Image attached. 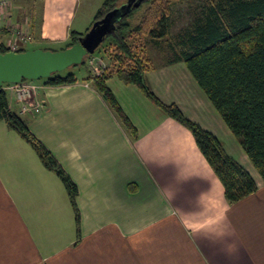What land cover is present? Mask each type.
Instances as JSON below:
<instances>
[{"label":"crops","instance_id":"1","mask_svg":"<svg viewBox=\"0 0 264 264\" xmlns=\"http://www.w3.org/2000/svg\"><path fill=\"white\" fill-rule=\"evenodd\" d=\"M78 1L11 0L0 26L53 41L73 30ZM5 35L1 29L0 40ZM180 75L190 90L178 86ZM81 77L37 91L38 113L20 114L13 89L2 85L8 107L67 173L76 195L74 207L58 175L0 120V264H264V181L184 62L148 68L144 80L250 173L256 189L235 202L226 200L190 130L139 86L116 74L106 80L129 128ZM137 99L152 105L150 117Z\"/></svg>","mask_w":264,"mask_h":264},{"label":"trees","instance_id":"2","mask_svg":"<svg viewBox=\"0 0 264 264\" xmlns=\"http://www.w3.org/2000/svg\"><path fill=\"white\" fill-rule=\"evenodd\" d=\"M146 2L150 7L144 11L138 25L131 31L144 28L151 43L163 47L164 42V46L171 52L164 64L184 62L264 181V0H207L182 33L177 34L173 40L167 36L170 26V0H141L138 5H132L128 13L115 23V29L105 36L114 40L121 53L119 56L126 58L127 64L115 69L106 67L99 75H88L92 84L127 127L133 128L106 83L113 74L124 82L139 86L168 116L188 128L200 152L221 181L226 200L235 202L256 189L250 173L226 153L214 134L186 118L175 104L160 102L144 80V72L148 67L144 66L141 57L134 55L126 34L131 26L130 16ZM120 4L118 0H103L92 22ZM84 32L71 30L70 39L63 47L45 49L68 47ZM0 51L9 49L0 45ZM93 53L87 54L81 63L69 66L71 69L67 67L43 78V83L53 86L75 82L77 78L74 69L84 65ZM5 84L8 83L3 85ZM0 120H4L8 127L28 142L42 164L58 175L75 207V184L43 144L32 135L23 119L8 107L3 87L0 88Z\"/></svg>","mask_w":264,"mask_h":264},{"label":"rangeland","instance_id":"3","mask_svg":"<svg viewBox=\"0 0 264 264\" xmlns=\"http://www.w3.org/2000/svg\"><path fill=\"white\" fill-rule=\"evenodd\" d=\"M23 2L27 0H22ZM103 0H79L76 7V16L72 22V29L77 31H85V29L89 26L91 21L93 20L94 14L96 10L100 7ZM127 0H118L119 3H124ZM207 0H186V1H175L170 0L171 10L169 12V19H170V26H169V35H167L171 40L175 38V36L179 33H182L184 28L193 20L194 15L201 9V6ZM37 2V6H39V0H35ZM159 5V4H157ZM150 7L148 2L142 4L140 8L130 16L131 26L129 32L126 34L128 35L127 41L131 44L132 52L134 55L141 57L143 60V64L145 67L151 68L154 66H158L165 63L167 57H170L169 53H171L167 47H158L156 44L150 42V36L147 35L145 30H132L135 25H138L141 16L143 15L144 11ZM39 12V11H38ZM67 13H65V17ZM144 27V26H143ZM41 35H28L27 41H18V49H29L34 48L36 46L47 48V47H54V48H61L63 47L70 39V35H61L60 38H56L55 40L48 42H40ZM63 37V38H62ZM13 37L11 35H5L4 39L0 40V45L5 46L7 42H11ZM37 44V45H36ZM117 44H115L114 40L111 37L107 36L102 43L95 49L92 56L87 58L84 65L79 66L78 68L74 69L76 73V78L83 79L81 76H85L84 78L89 79L88 75H99L95 74L93 69L97 67L99 72H102L104 68L109 67V69H115L119 66H125L127 64V59L123 58L120 51L116 48ZM119 57V58H117ZM185 67V66H183ZM71 69V67H68ZM67 69V70H68ZM166 75V74H165ZM171 75V74H170ZM181 76V75H180ZM166 77V76H164ZM182 77V82L178 84L183 89L188 87L190 90V85L185 83V76ZM43 78L32 80V83L35 85L34 91L32 92L31 96L26 97V104L30 107L28 113H38L40 111V104L34 102V97L40 89H43L46 85L42 82ZM13 91V90H12ZM177 92H179L177 90ZM181 94V93H180ZM182 95V94H181ZM140 103V108L144 114H148L150 117L152 108L149 102H144L145 100L141 101L137 99ZM38 108V110H36ZM151 120V119H150ZM224 128L227 127L224 125ZM233 137V136H232ZM235 139V138H234ZM224 141L227 143L226 138L224 137ZM228 144V143H227ZM228 146V145H227Z\"/></svg>","mask_w":264,"mask_h":264},{"label":"water","instance_id":"4","mask_svg":"<svg viewBox=\"0 0 264 264\" xmlns=\"http://www.w3.org/2000/svg\"><path fill=\"white\" fill-rule=\"evenodd\" d=\"M141 0H127L92 22L90 27L72 45L50 50L29 48L22 51H0V88L4 83L20 82L23 79L49 77L73 64H79L87 54L93 53L107 33L115 29V23L128 13L131 6Z\"/></svg>","mask_w":264,"mask_h":264},{"label":"built area","instance_id":"5","mask_svg":"<svg viewBox=\"0 0 264 264\" xmlns=\"http://www.w3.org/2000/svg\"><path fill=\"white\" fill-rule=\"evenodd\" d=\"M11 0H0V11L6 10L10 7ZM1 29L6 30L11 36L13 37V41H9L5 44L4 47L8 48L9 51H17L18 48V41H27L28 35L23 33L18 27L12 25L11 23H6L5 25L0 26ZM95 70V71H94ZM95 74H100V70L96 68L93 69ZM34 81V80H33ZM10 87L13 89L16 100L20 103L19 113H28L30 107L26 104V97L31 96L32 92L34 91L35 85L32 83V79L29 80H22L20 82L15 83H8ZM38 110V108L36 109Z\"/></svg>","mask_w":264,"mask_h":264}]
</instances>
